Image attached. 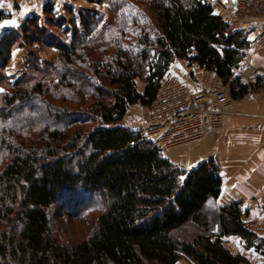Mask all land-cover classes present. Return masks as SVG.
Listing matches in <instances>:
<instances>
[{"label": "trees", "instance_id": "16d2710c", "mask_svg": "<svg viewBox=\"0 0 264 264\" xmlns=\"http://www.w3.org/2000/svg\"><path fill=\"white\" fill-rule=\"evenodd\" d=\"M138 1L154 22L138 13L146 23L135 45L120 38L129 22L138 23L132 13H115L99 35L98 14L80 13L71 39L52 43L62 56V70L54 69L61 102L54 120L18 146L1 136L12 155L0 171V264H177L184 256L195 264L248 263L225 245L229 236L264 256V236L245 221L242 201L217 203L223 179L214 158L183 168L143 129L121 123L131 105H152L179 58L217 73L234 99L264 87V76L248 83L236 73L250 31L228 22L211 0ZM50 8L48 1V20ZM9 16L0 9V21ZM21 32L43 34L39 16H28ZM35 87L23 83L3 96L9 116ZM49 98L45 113L53 116ZM89 194L103 202L95 224L82 238L62 240L51 207Z\"/></svg>", "mask_w": 264, "mask_h": 264}, {"label": "rangeland", "instance_id": "374dc122", "mask_svg": "<svg viewBox=\"0 0 264 264\" xmlns=\"http://www.w3.org/2000/svg\"><path fill=\"white\" fill-rule=\"evenodd\" d=\"M48 1L52 5L48 12L51 13L52 19L49 20L46 19L47 12H44V4ZM136 1L138 0H0L2 5L0 9L10 15L0 22L15 18L19 24L18 27L8 25L0 28V89H4L0 92V171L12 155L6 150L7 143L1 147V136L7 137L6 140H14L17 146L22 142L27 143L28 137H37L44 126L54 120L55 113L61 107L58 99L59 90L55 87L59 77L54 69L62 70L60 65L62 56L52 43L57 40L68 42L71 39V27L74 23L80 22V13L98 14L100 22L95 30L96 35L114 23L115 13H132L137 17L138 23L129 22L127 37L120 38L123 44H126L129 38L135 45L141 25L146 23L138 13H145L147 22H154L152 11L143 2ZM24 7L29 11L21 15ZM32 15L39 16L40 26L44 30L43 34H34V38L21 32L22 23ZM49 63L51 65H48ZM77 67L73 66L75 71ZM23 83L29 85L34 83L35 90L30 91V99L20 101L12 116H9V108L3 104L2 98L5 94H12ZM137 83L141 90L144 81L138 78ZM223 83L229 86L228 83L224 81ZM45 98L50 99L53 116L45 113ZM231 99L233 108V103L237 99L232 96ZM134 111L131 108L128 117L133 116ZM163 150L167 151L165 148ZM73 204V206L55 204L51 207L53 228L64 241L87 235L103 207L102 198L98 194L82 196Z\"/></svg>", "mask_w": 264, "mask_h": 264}, {"label": "crops", "instance_id": "0c3cea01", "mask_svg": "<svg viewBox=\"0 0 264 264\" xmlns=\"http://www.w3.org/2000/svg\"><path fill=\"white\" fill-rule=\"evenodd\" d=\"M248 38L251 46L236 73L250 83L264 76V43L258 39L257 32H249ZM206 71L197 63L190 65L186 59L179 58L170 65L167 74L184 78L193 90H198ZM131 108L136 112L128 117ZM146 110L147 107L140 104L131 105L121 123L143 129ZM163 152L173 163L186 169H191L190 164L195 167L203 160L214 158L221 167L223 179L217 203L242 201L244 209L248 210L245 221L264 236V88L235 100L222 129L209 132L198 142ZM224 243L232 252L249 259V263L244 264H264V256L254 248L247 249L240 237H225ZM177 264L195 263L184 256Z\"/></svg>", "mask_w": 264, "mask_h": 264}, {"label": "built area", "instance_id": "2783aa9c", "mask_svg": "<svg viewBox=\"0 0 264 264\" xmlns=\"http://www.w3.org/2000/svg\"><path fill=\"white\" fill-rule=\"evenodd\" d=\"M211 2L228 22L257 32L264 43V0ZM231 108L230 88L217 73L206 71L198 90H193L184 78L168 74L157 99L143 115V130L162 149H172L198 142L209 132L222 129Z\"/></svg>", "mask_w": 264, "mask_h": 264}, {"label": "snow or ice", "instance_id": "6c2138e0", "mask_svg": "<svg viewBox=\"0 0 264 264\" xmlns=\"http://www.w3.org/2000/svg\"><path fill=\"white\" fill-rule=\"evenodd\" d=\"M0 6H2V5H0ZM9 7H11V5H9ZM27 11H29V9L24 7L22 12H21V15H24ZM8 25L17 26V27L19 26L18 21L15 18L6 19V20L0 22V28H3L4 26H8ZM3 91H4V89H0V92H3ZM188 167L192 168L193 165L190 164V165H188ZM180 179H181V181H183L184 177H181Z\"/></svg>", "mask_w": 264, "mask_h": 264}]
</instances>
